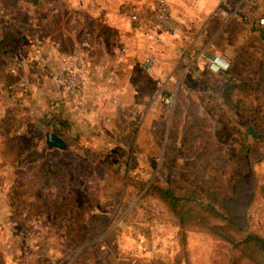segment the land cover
Listing matches in <instances>:
<instances>
[{"label": "rangeland", "instance_id": "rangeland-1", "mask_svg": "<svg viewBox=\"0 0 264 264\" xmlns=\"http://www.w3.org/2000/svg\"><path fill=\"white\" fill-rule=\"evenodd\" d=\"M154 1L115 0L120 3L116 13L135 25L128 8L137 6L146 21ZM253 8L256 14H264L261 4H253ZM51 12L45 9L36 15H51L55 28L62 20ZM19 14L24 17L26 11ZM85 21L82 26L75 25L77 22L71 25L73 22L65 18L63 24L75 25L88 41L92 65L104 62L99 69L107 73L113 67L107 66L103 56L116 39V31L90 18ZM239 27L183 25L179 35L170 34L178 48L175 62L166 65L159 62V50L149 46L135 56L130 71L133 95L142 101H124L108 113L100 114L98 105L93 104L81 109L72 101V109L65 108L63 92L54 86L40 96L44 105L32 110L28 101L34 99L33 91L17 92L10 87L27 74H12L6 66L0 70V113L7 125H0V146L5 151L22 146L23 154L41 152L23 172L0 170V193L8 194L14 206L23 211V228L30 227L27 223L31 220H39L28 215L30 194L39 196L37 203L45 207H54L59 198L60 182L39 176L37 165L43 160L70 170L73 195L86 207V216L99 212L107 217L106 226L93 239L79 243V210L74 216L73 236L68 233V220L60 221L52 212L50 264H97V259L99 264H186L188 260L191 264H254L238 258L233 244L200 225L189 226L182 239L179 220L168 204L147 191L154 184L181 193L210 190L232 197L236 182L243 181L236 216L244 234L253 230L264 235V36L251 26L257 31L252 41L224 42L221 34L228 31L234 40ZM183 35L189 37L187 42L180 41ZM201 46L206 51L230 46L227 55L222 53L230 61L228 76L206 69L196 74ZM149 54L158 58L151 72L143 66ZM161 66L167 70L164 75L160 74ZM165 94H173L174 101H164ZM250 125L261 137L249 134ZM54 129L61 131L66 148L47 144L46 131ZM243 146L244 155L240 154ZM96 242L99 249L104 247L94 261L91 245Z\"/></svg>", "mask_w": 264, "mask_h": 264}, {"label": "crops", "instance_id": "crops-1", "mask_svg": "<svg viewBox=\"0 0 264 264\" xmlns=\"http://www.w3.org/2000/svg\"><path fill=\"white\" fill-rule=\"evenodd\" d=\"M169 1L174 15L183 22V25L205 27L239 25L241 31L234 40L228 31L221 34L224 42L235 44L249 39L252 41L257 37L255 35L257 31H253L251 24L240 17L241 12L243 10L256 12L253 8L254 2L264 6V0ZM17 4L18 6L15 7L6 0H0V70L6 66V69H9L12 74L16 75L18 72L27 74L34 96L32 101H28V106L32 110L41 104V106L44 105V101L39 100L45 91L52 89L53 86L58 91H62L55 86V77L65 67L72 54H81L87 57L85 64L87 103L88 106L98 105L97 110L100 114L111 112L115 105L119 106L124 101H142L137 98V95H133L130 83V71L134 68L131 64L136 55L140 56L149 46L153 45L156 51L159 50L158 57L161 64L166 65L168 61L175 62L177 41H174V38L165 31H158L156 37L153 38L154 41H150L147 39V20L143 25L138 26L130 24L128 20L120 19L116 13L120 3L115 0H27L26 2L17 0ZM45 9L47 12L52 11V14L61 16L60 24L63 26H65L63 24L65 18H69L70 23L73 22L71 25L77 22L75 25L80 26L85 25V20L90 18L102 26L114 29L116 39L112 41V45H108L107 52L103 56L108 60L107 66L111 65L113 68L106 73L99 69L104 66V62L98 64V67L96 64L92 65L87 53L88 48H86L89 46L88 41L80 36L75 25L72 26L73 28L68 26L62 28L59 24L54 28V24L49 19L51 15L47 17L48 13H46L43 18L36 15V11ZM22 10L26 11L24 17L19 14V11ZM130 10L131 8H128L129 14ZM56 21L54 18V23ZM250 31L254 32V35L249 33ZM59 35L63 37L59 39ZM188 39L187 35H183L180 41L184 43ZM229 48L230 46L228 49L216 46L214 50L210 47L209 51H206L205 47H200L201 52L207 56H212L215 53L227 55ZM166 54L167 57H165ZM226 55L223 56L226 58ZM198 59L201 63L198 73L201 74L203 69L209 70L204 65V60ZM112 71L115 72L113 78L110 76ZM160 72L164 75L167 70L162 67ZM18 83L19 80L12 85L17 92H20ZM61 95L64 97L62 105L72 109L70 98L64 92ZM78 107L81 108V106ZM5 118L0 113V125L6 122ZM6 126L3 124V128ZM21 155L19 148L5 151L0 146V170L23 172L36 157L34 155L32 160L20 161ZM43 163L44 160L37 165L39 176L60 182L59 198L54 207H45V205L37 203L39 196L30 194L27 197L30 210L27 214L39 220L28 222L30 227L26 229L23 228L24 217L21 214L23 211L21 212L14 206L13 199L8 194L0 193V264H50L51 247L49 242L52 232L50 218L55 215L56 209L60 208L64 201V188L60 178L42 173ZM44 202L43 199L42 203ZM103 247L104 245H101V248Z\"/></svg>", "mask_w": 264, "mask_h": 264}, {"label": "trees", "instance_id": "trees-1", "mask_svg": "<svg viewBox=\"0 0 264 264\" xmlns=\"http://www.w3.org/2000/svg\"><path fill=\"white\" fill-rule=\"evenodd\" d=\"M6 2L12 6H18L17 0H6ZM220 72H224L225 76L229 75L227 70ZM54 132L64 138L60 130L54 129ZM20 151L22 153L20 161H27V158L41 154V152L35 151L23 154L25 149L22 146H20ZM245 152L246 148L243 146L240 154L244 155ZM42 173L61 179L64 188V201L60 208L56 209L55 216L59 217L60 221L68 220V233L73 236L74 216L76 211L79 210L81 215V233L77 240L79 243H86L93 239L95 233L106 226L107 217L99 212H92L88 216L85 215L86 207L74 197L71 188L70 170L65 165L51 166L47 161H44ZM261 186V188H264V184ZM244 187L245 182H236L232 197H224L210 190L200 192L197 189H193L192 191L181 193L170 186L154 184L149 185L147 191L155 192L168 204L169 209L179 220L182 239L186 237L187 228L197 224L233 244L238 250V258H243L246 261L251 260L254 264H264V235L253 230H249L244 234L243 227L236 216L241 204ZM218 217L220 221H215L214 219ZM91 246H93L92 258L95 261V258L101 257L99 243L96 242ZM96 263L99 264V259H97ZM186 264L191 263L188 260Z\"/></svg>", "mask_w": 264, "mask_h": 264}, {"label": "built area", "instance_id": "built-area-1", "mask_svg": "<svg viewBox=\"0 0 264 264\" xmlns=\"http://www.w3.org/2000/svg\"><path fill=\"white\" fill-rule=\"evenodd\" d=\"M130 17L138 26L143 25L144 20L142 19L140 9L137 6H132ZM240 17L242 20L249 22L252 27L264 36V14H256L251 10H243ZM147 22V35L149 38H155L158 31H165L172 35H179L183 30L182 22L174 15L169 0H155ZM200 53L201 54L198 56L204 60V65L213 72L227 70L230 66V61L220 53H215L212 56H207L203 52ZM157 60L158 58L156 55H147L143 61L145 70L148 72L153 71ZM86 63L87 57L85 55L72 54L68 58L65 67L55 77L57 87L60 88L73 103L84 109L89 108L85 93ZM110 76L113 78L115 72L112 71ZM18 86L21 92H28L30 90V78L25 77L21 79ZM11 87H14V85H11ZM162 98L167 103H172L174 101L173 94H165Z\"/></svg>", "mask_w": 264, "mask_h": 264}, {"label": "water", "instance_id": "water-1", "mask_svg": "<svg viewBox=\"0 0 264 264\" xmlns=\"http://www.w3.org/2000/svg\"><path fill=\"white\" fill-rule=\"evenodd\" d=\"M196 74H198V71H196ZM40 127H44L42 124L39 125ZM249 134H251L253 137H261V135L256 131L253 125L249 126ZM46 142L49 146H57L60 148H66L67 142L66 140L57 134L54 131H46Z\"/></svg>", "mask_w": 264, "mask_h": 264}]
</instances>
